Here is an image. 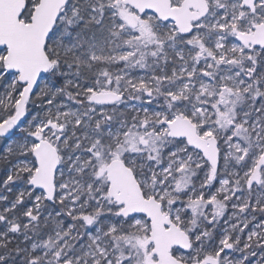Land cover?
Returning a JSON list of instances; mask_svg holds the SVG:
<instances>
[{
    "label": "snow or ice",
    "instance_id": "obj_1",
    "mask_svg": "<svg viewBox=\"0 0 264 264\" xmlns=\"http://www.w3.org/2000/svg\"><path fill=\"white\" fill-rule=\"evenodd\" d=\"M0 264H264V0H0Z\"/></svg>",
    "mask_w": 264,
    "mask_h": 264
}]
</instances>
